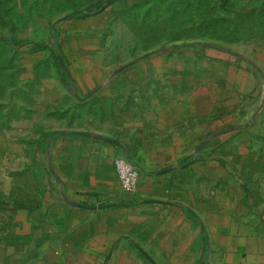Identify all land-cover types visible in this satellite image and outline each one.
Instances as JSON below:
<instances>
[{"label": "crops", "instance_id": "0c3cea01", "mask_svg": "<svg viewBox=\"0 0 264 264\" xmlns=\"http://www.w3.org/2000/svg\"><path fill=\"white\" fill-rule=\"evenodd\" d=\"M198 42L166 56L185 58L177 70L140 72L138 85L152 74L170 80L146 89L145 101L152 93L155 101L139 104L138 121L112 135L59 123L38 139L42 161L10 170L9 192L0 188V264L257 263L248 255L260 249L249 250L235 223L253 203L251 184L256 205L264 203V110L249 125L264 72L227 45ZM112 92V108L125 111L113 98L135 89ZM123 154L140 171L134 194L115 167Z\"/></svg>", "mask_w": 264, "mask_h": 264}, {"label": "rangeland", "instance_id": "374dc122", "mask_svg": "<svg viewBox=\"0 0 264 264\" xmlns=\"http://www.w3.org/2000/svg\"><path fill=\"white\" fill-rule=\"evenodd\" d=\"M198 41L227 45L264 72V0H0V157H8L1 190L9 192L11 169L43 160L38 139L49 127L112 135L116 125L138 121L139 104L155 101L154 93L145 101L146 89L170 80L152 74L138 85L140 72L177 70L185 58L166 56L185 54L178 44L201 48ZM124 85L135 92L113 98L126 107L115 110L107 97ZM22 89L28 92L16 93ZM251 185L245 194L253 203L243 195L245 216L235 224L249 250L260 249L249 261L264 264V203L261 196L256 205Z\"/></svg>", "mask_w": 264, "mask_h": 264}, {"label": "built area", "instance_id": "2783aa9c", "mask_svg": "<svg viewBox=\"0 0 264 264\" xmlns=\"http://www.w3.org/2000/svg\"><path fill=\"white\" fill-rule=\"evenodd\" d=\"M115 167L123 190L130 194L137 193L139 190L140 171L136 165L123 154L115 159Z\"/></svg>", "mask_w": 264, "mask_h": 264}, {"label": "water", "instance_id": "95a60500", "mask_svg": "<svg viewBox=\"0 0 264 264\" xmlns=\"http://www.w3.org/2000/svg\"><path fill=\"white\" fill-rule=\"evenodd\" d=\"M263 110H264V89H263L262 100H261V102H260V104H259V106H258V108H257V110H256V113H255L254 116L251 118L249 124H252V123L256 120V118L260 115V113H261ZM73 204L76 205V206H79V207H83L82 205H78V204H75V203H73Z\"/></svg>", "mask_w": 264, "mask_h": 264}, {"label": "trees", "instance_id": "16d2710c", "mask_svg": "<svg viewBox=\"0 0 264 264\" xmlns=\"http://www.w3.org/2000/svg\"><path fill=\"white\" fill-rule=\"evenodd\" d=\"M74 19H81L82 17H84L81 14H75L74 16H72ZM41 47H44V45H42ZM47 47V46H46Z\"/></svg>", "mask_w": 264, "mask_h": 264}]
</instances>
